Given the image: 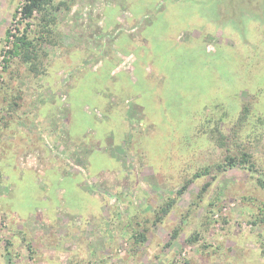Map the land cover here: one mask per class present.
I'll return each mask as SVG.
<instances>
[{
  "label": "rangeland",
  "instance_id": "1",
  "mask_svg": "<svg viewBox=\"0 0 264 264\" xmlns=\"http://www.w3.org/2000/svg\"><path fill=\"white\" fill-rule=\"evenodd\" d=\"M25 2L0 0V264H264L258 173L195 176L225 156L215 117L264 170V0H54L29 61Z\"/></svg>",
  "mask_w": 264,
  "mask_h": 264
},
{
  "label": "trees",
  "instance_id": "2",
  "mask_svg": "<svg viewBox=\"0 0 264 264\" xmlns=\"http://www.w3.org/2000/svg\"><path fill=\"white\" fill-rule=\"evenodd\" d=\"M53 3L54 0H26V2L22 5L21 12L23 14V19H24L23 22H25L26 25L22 29H18V32L14 34V40L11 44V48L8 50L10 57L21 54L23 55L24 61H29L32 57H37L35 52V49L37 48V44H42L44 41L48 40L49 31L52 29L51 25L55 21L54 16L52 14V10L55 9L56 6L54 7ZM34 11H37L39 13V16H35ZM32 22H36L37 24H39V27L42 28L39 30V34L37 35L33 34L30 28ZM249 109H250L249 106L246 105L244 110L245 111L244 115L243 116L240 115L241 119H243V117L245 120L248 118ZM211 119L206 118L205 121L199 124L198 133L200 135H205L206 137L208 136V138L211 141H214L220 147L225 148L226 153L222 160L213 163L211 165H206V166L204 165L202 169L196 172L195 174L196 177L201 175L211 176V179L209 181H206L205 184L201 186L200 193L208 189V187L212 184L213 180L216 179L219 173L225 172L231 168L246 169L251 171V173H253L254 175L258 173V175L256 176L257 186H259L264 190V170H261L257 166L256 162L253 160V154L250 152L249 146L245 147L247 145H243V144L238 146L236 145L237 149L233 151L232 146L228 142L229 141L228 139H230L229 135L223 132L222 128L219 125V121H221V119L219 120L216 119L215 117V122H214L215 124L210 125L209 123L212 122ZM263 120L264 118H261L260 120L261 123ZM238 125L239 124H237V126ZM235 132H237L236 128H235ZM250 137L252 138L251 142L254 141L255 139L261 140L264 137V132L257 130L254 133L250 134ZM187 187H188V182L183 184L176 191L174 196H169L168 198H165L162 205L156 208L154 213L155 219H153V221L155 222L163 221L168 216V214L175 208L179 197H181V195L184 194ZM258 207H259L258 212H255V214H253L254 219L251 222L257 226H260L264 224V201ZM149 220L150 219L145 218V221H149ZM140 223L141 222H137V225L134 229L132 227L133 231L140 229L139 228ZM145 229H147V227ZM137 232L138 231H136V234H134V239L137 242H143L147 240L146 232L145 233L143 232L137 233ZM179 233H180L179 228H175L174 232L172 233V239L174 237L175 238L178 237ZM200 236H201V232L199 228H196L188 235H186L185 241L190 244H197ZM170 243L171 240L165 242V245L168 246L170 245ZM262 243H263L262 251L264 253V242Z\"/></svg>",
  "mask_w": 264,
  "mask_h": 264
}]
</instances>
